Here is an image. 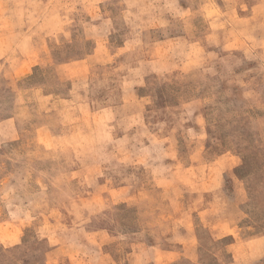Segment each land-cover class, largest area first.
Returning a JSON list of instances; mask_svg holds the SVG:
<instances>
[{
	"label": "rangeland",
	"instance_id": "obj_1",
	"mask_svg": "<svg viewBox=\"0 0 264 264\" xmlns=\"http://www.w3.org/2000/svg\"><path fill=\"white\" fill-rule=\"evenodd\" d=\"M0 264H264V0H0Z\"/></svg>",
	"mask_w": 264,
	"mask_h": 264
}]
</instances>
